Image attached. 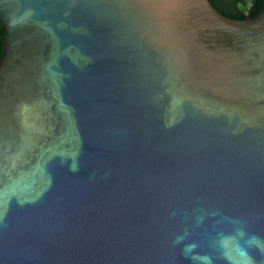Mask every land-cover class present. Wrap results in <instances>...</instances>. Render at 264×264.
<instances>
[{"label": "water", "instance_id": "obj_1", "mask_svg": "<svg viewBox=\"0 0 264 264\" xmlns=\"http://www.w3.org/2000/svg\"><path fill=\"white\" fill-rule=\"evenodd\" d=\"M0 264H264V7L0 0Z\"/></svg>", "mask_w": 264, "mask_h": 264}, {"label": "trees", "instance_id": "obj_2", "mask_svg": "<svg viewBox=\"0 0 264 264\" xmlns=\"http://www.w3.org/2000/svg\"><path fill=\"white\" fill-rule=\"evenodd\" d=\"M224 15L245 19L248 15L255 16L264 7V0H211ZM6 37V27L0 19V59L3 55Z\"/></svg>", "mask_w": 264, "mask_h": 264}]
</instances>
